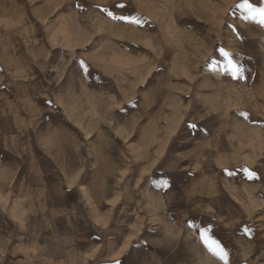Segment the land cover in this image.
Masks as SVG:
<instances>
[{"label": "rangeland", "instance_id": "rangeland-1", "mask_svg": "<svg viewBox=\"0 0 264 264\" xmlns=\"http://www.w3.org/2000/svg\"><path fill=\"white\" fill-rule=\"evenodd\" d=\"M244 3L0 0L16 257L225 264L207 229L227 264H264V25Z\"/></svg>", "mask_w": 264, "mask_h": 264}, {"label": "crops", "instance_id": "crops-1", "mask_svg": "<svg viewBox=\"0 0 264 264\" xmlns=\"http://www.w3.org/2000/svg\"><path fill=\"white\" fill-rule=\"evenodd\" d=\"M1 164V163H0ZM7 168V166H5ZM17 177L15 175L12 178L3 179L0 176V200L5 198L6 191L9 190V185L15 182ZM7 205V204H6ZM0 204V264H26L25 259L29 258L26 255L22 257H16L12 253L11 248H15L18 243L16 240H9V220L8 216L10 215L8 206ZM7 207V208H6ZM24 246V245H22ZM10 253V255H8ZM44 260V259H42ZM47 263V262H44ZM64 263V262H63Z\"/></svg>", "mask_w": 264, "mask_h": 264}, {"label": "snow or ice", "instance_id": "snow-or-ice-1", "mask_svg": "<svg viewBox=\"0 0 264 264\" xmlns=\"http://www.w3.org/2000/svg\"><path fill=\"white\" fill-rule=\"evenodd\" d=\"M241 6L246 7L249 10V12L252 13L253 18H255L256 16H259V23L261 25H264V8L254 9L252 5L248 3V0H245V3ZM109 15L113 16V19H123V20L129 19V17H115L112 13H109ZM136 22L139 23V20H137ZM224 54L227 55L226 52ZM229 63H231V61H229ZM233 68H234V75H235L236 70H237L236 66L233 65ZM191 127H195V125H191ZM252 175H254V173L250 172L249 176L251 177ZM190 226L194 227L195 225H190ZM206 231L207 229L201 230V239L203 240L204 245L208 248L210 252H212L213 255L217 256L220 260L224 261L225 264H227V261H228L227 251L224 249V247L220 244L219 241L205 237L204 233ZM116 264H119V262H116Z\"/></svg>", "mask_w": 264, "mask_h": 264}]
</instances>
